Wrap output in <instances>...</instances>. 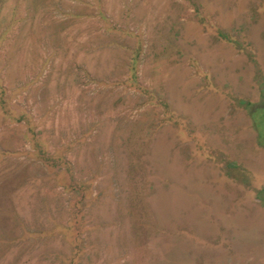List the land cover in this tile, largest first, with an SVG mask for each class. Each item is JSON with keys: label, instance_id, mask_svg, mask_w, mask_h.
<instances>
[{"label": "rangeland", "instance_id": "obj_1", "mask_svg": "<svg viewBox=\"0 0 264 264\" xmlns=\"http://www.w3.org/2000/svg\"><path fill=\"white\" fill-rule=\"evenodd\" d=\"M0 264H264V0H0Z\"/></svg>", "mask_w": 264, "mask_h": 264}]
</instances>
